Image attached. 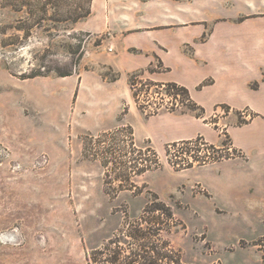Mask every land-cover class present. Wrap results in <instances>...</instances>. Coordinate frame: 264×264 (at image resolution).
<instances>
[{
    "label": "rangeland",
    "instance_id": "374dc122",
    "mask_svg": "<svg viewBox=\"0 0 264 264\" xmlns=\"http://www.w3.org/2000/svg\"><path fill=\"white\" fill-rule=\"evenodd\" d=\"M109 1L89 0L90 13L76 20L88 0H0V264H141L139 254L152 252L143 243L164 242L186 264H264V234L227 232L204 200L191 208L185 197L200 192L198 185L170 191L176 169L200 166L190 153L220 160L239 155L227 135L214 149L198 136L166 151V145L135 142L130 124L100 136L78 130L84 118L73 113L82 91L72 76L85 78L88 99L94 74L107 81L120 76L102 62L114 41ZM251 5L250 16L264 21V1ZM148 80L139 70L127 76L130 104L145 117L202 116L182 93ZM127 112L125 105L119 119ZM250 116L240 111L237 123ZM106 159L113 161L104 166ZM136 229L143 237L130 236Z\"/></svg>",
    "mask_w": 264,
    "mask_h": 264
},
{
    "label": "crops",
    "instance_id": "0c3cea01",
    "mask_svg": "<svg viewBox=\"0 0 264 264\" xmlns=\"http://www.w3.org/2000/svg\"><path fill=\"white\" fill-rule=\"evenodd\" d=\"M253 1L132 0L125 5L111 0L107 13L114 41L102 62L120 76L107 81L94 74L91 99L85 98L83 76H72V82L82 91L73 113L84 118L80 132L130 124L135 142L146 140L154 147L198 136L219 146L227 135L239 155L176 171L170 191L182 187L186 193L198 185L201 191L186 196V204L197 208L204 200L227 232L237 229L257 237L264 234V21L250 16ZM242 14L248 16L238 20ZM137 70L154 82L187 88L202 116L173 111L145 117L130 104L127 76ZM125 105L128 112L120 120ZM223 107L229 109L225 115ZM243 110L251 116L237 123Z\"/></svg>",
    "mask_w": 264,
    "mask_h": 264
},
{
    "label": "trees",
    "instance_id": "16d2710c",
    "mask_svg": "<svg viewBox=\"0 0 264 264\" xmlns=\"http://www.w3.org/2000/svg\"><path fill=\"white\" fill-rule=\"evenodd\" d=\"M41 11H46V7L43 6ZM89 13H90V8H89V0H88V6L84 7L80 11V13L76 16V18H77L76 20L87 16ZM114 78H117V75ZM263 78H264V72H263ZM146 83L149 85H155V86H165V87H167V89H172L173 92H175V93L176 92L182 93V95L185 97V100L189 103L188 107L192 110H199L201 113L197 114V116H200L202 114V111H203L202 107H200L196 102H194L191 99L188 89L185 88L184 86L178 85L174 82H163L162 83V82H154L151 80H148ZM253 86H255V84ZM102 134L104 135L106 133L101 132V134H99V136ZM85 136H86V138H89L90 141H92L94 139V137L91 136V134H86ZM196 139H200V137H197ZM190 141L191 140H182V141H175L172 143H168V144H166V148H167L166 151L168 150V148H170L172 146H176L179 143L186 144V143H189ZM130 142L131 143L133 142V138H130ZM210 146L214 149V146L212 144H210ZM221 156H219V155H218V157L201 156V157H197L196 162H197V165H204V164H207L209 162L220 160ZM108 158H110V157H108ZM112 161H113V159H106V160L102 161V164L104 166H107L109 163H112ZM153 162H155V165H156L154 168L159 167V163H158L157 159H154ZM192 166H193L192 163H184L183 166H180L176 170L190 168ZM148 167L149 166L146 165L147 169H149ZM146 168L141 169L140 172L145 171ZM124 180L127 181L129 183V185H133L131 180H130V177L125 176ZM115 193H116V191L113 194H115ZM157 206H161V207H156V208H162L163 204L158 203ZM167 210H168V215L171 216V211H169V209H167ZM130 236L135 237V238L136 237H143V233H141L139 229H136L133 231V233H130ZM149 245L150 246H148V244H146V243L142 244L143 247H149L152 252L150 255H148L147 254L148 252L146 250H144L146 252V254H139V257L142 260L141 264H186V263L181 261L179 255H177L172 250H169L166 248L165 242H164V245L162 247L161 246L158 247V245L153 244V243L149 244Z\"/></svg>",
    "mask_w": 264,
    "mask_h": 264
},
{
    "label": "built area",
    "instance_id": "2783aa9c",
    "mask_svg": "<svg viewBox=\"0 0 264 264\" xmlns=\"http://www.w3.org/2000/svg\"><path fill=\"white\" fill-rule=\"evenodd\" d=\"M191 142V141H190ZM204 143V142H203ZM204 145H205V143H204ZM230 148V150H231V147H229ZM197 157H199V155H195V154H193V153H190L189 155H188V159H189V161L190 162H192V161H196L197 160Z\"/></svg>",
    "mask_w": 264,
    "mask_h": 264
}]
</instances>
